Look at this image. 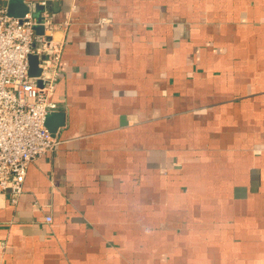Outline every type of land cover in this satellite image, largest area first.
Wrapping results in <instances>:
<instances>
[{
    "label": "crops",
    "instance_id": "1",
    "mask_svg": "<svg viewBox=\"0 0 264 264\" xmlns=\"http://www.w3.org/2000/svg\"><path fill=\"white\" fill-rule=\"evenodd\" d=\"M50 3L58 147L0 264H264V0Z\"/></svg>",
    "mask_w": 264,
    "mask_h": 264
},
{
    "label": "built area",
    "instance_id": "2",
    "mask_svg": "<svg viewBox=\"0 0 264 264\" xmlns=\"http://www.w3.org/2000/svg\"><path fill=\"white\" fill-rule=\"evenodd\" d=\"M68 22L56 21L50 0L30 2L24 17L0 4V191L20 196L30 165L57 150L46 126L58 111L53 100L66 42L55 34ZM36 27H42L39 34ZM39 58V77L29 75V57ZM16 202V200H13ZM47 223L53 218L47 217Z\"/></svg>",
    "mask_w": 264,
    "mask_h": 264
},
{
    "label": "water",
    "instance_id": "3",
    "mask_svg": "<svg viewBox=\"0 0 264 264\" xmlns=\"http://www.w3.org/2000/svg\"><path fill=\"white\" fill-rule=\"evenodd\" d=\"M8 11L9 13L14 17H24L28 12V7L23 3V0H9L7 3ZM57 6L58 3H54L53 10L57 12ZM36 31L39 34L43 33L42 27H36ZM29 64H30V70L29 75L31 77H39L41 75L42 69L39 67V58L35 55H31L29 57ZM53 117H57L56 114L52 113L50 114L46 119V126L48 130L55 135L57 133V127H52L50 125L51 120ZM62 125V124H61ZM59 125V126H61Z\"/></svg>",
    "mask_w": 264,
    "mask_h": 264
}]
</instances>
